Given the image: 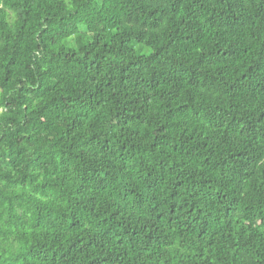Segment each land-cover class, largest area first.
Wrapping results in <instances>:
<instances>
[{
  "label": "trees",
  "instance_id": "trees-1",
  "mask_svg": "<svg viewBox=\"0 0 264 264\" xmlns=\"http://www.w3.org/2000/svg\"><path fill=\"white\" fill-rule=\"evenodd\" d=\"M0 264H264V0H0Z\"/></svg>",
  "mask_w": 264,
  "mask_h": 264
},
{
  "label": "rangeland",
  "instance_id": "rangeland-1",
  "mask_svg": "<svg viewBox=\"0 0 264 264\" xmlns=\"http://www.w3.org/2000/svg\"><path fill=\"white\" fill-rule=\"evenodd\" d=\"M136 49L139 50L140 53H144V54L147 53V51H149L148 48H146V50H144L143 48L140 49V48L137 46V44H136Z\"/></svg>",
  "mask_w": 264,
  "mask_h": 264
}]
</instances>
